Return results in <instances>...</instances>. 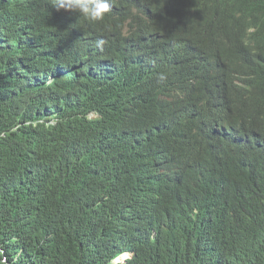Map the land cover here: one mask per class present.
<instances>
[{
	"label": "trees",
	"instance_id": "16d2710c",
	"mask_svg": "<svg viewBox=\"0 0 264 264\" xmlns=\"http://www.w3.org/2000/svg\"><path fill=\"white\" fill-rule=\"evenodd\" d=\"M46 1L0 0V264H109L121 252L132 254L124 264H264L260 132L240 107L205 130L177 101L172 134L154 115L193 72L219 63L239 105L264 99V0H163L146 24L131 0L116 43L104 38L117 18L91 24L53 5L43 12ZM193 35L217 40L222 56L182 48L165 63L161 40ZM101 53L112 63L98 64ZM92 111L102 119L90 122ZM262 118L264 104L248 120ZM173 169L189 183L169 195Z\"/></svg>",
	"mask_w": 264,
	"mask_h": 264
},
{
	"label": "clouds",
	"instance_id": "9594fccd",
	"mask_svg": "<svg viewBox=\"0 0 264 264\" xmlns=\"http://www.w3.org/2000/svg\"><path fill=\"white\" fill-rule=\"evenodd\" d=\"M113 1L114 0H53V7L58 12V15L81 16L91 24H103L105 22V15L115 9L120 3V0H116L115 2ZM157 4L158 3H155L151 7V18L158 17V13L154 12ZM142 9H144V12H141V14L145 16L144 6L142 7ZM125 28L126 31L129 30L130 27L128 23H126ZM186 28L188 29L189 25H187ZM161 42H164L163 44L164 46H166L165 63L167 60L169 61L179 49L182 48L186 51H198L211 56V54L216 53V44L219 43L217 40L214 41L213 39L205 35H193L192 40L185 39L172 42L161 40ZM104 43V40H99L97 41V46H101ZM222 51H224L223 47L220 49V56H222ZM220 56H218V58H220ZM221 66L222 63H219L217 67L212 70H200L193 72L192 74L194 76L191 79L181 85H178L179 87L176 90V94L171 93V97H164V103L159 106V108H157V110L154 112V115L157 116L158 120L160 121V125H162L161 131L163 133L172 134L175 132L176 123L172 124V122H174L175 120L168 113L167 107L171 106L177 101L180 102L181 100L185 101V106L181 104L183 112L187 116L192 117L195 120L196 124L200 128H203L205 130L210 129L212 126L213 129H215L220 126L229 125L233 120V113L231 112L236 107H240L242 109L238 112L246 115L249 124V116L261 109L262 104H264V99L260 100L252 96H241L247 98L245 99L247 103L239 105L238 100L231 92L226 66L223 67L219 73H216L215 71ZM158 79L163 81L166 79V77L161 74L158 76ZM193 81H197V83L193 85ZM213 85L218 89L219 86H221L222 95L219 100H217L218 93L215 92ZM188 86H190V94L183 96L185 95V90ZM241 86L243 85L241 84ZM124 93L125 90L120 93H116V98H124ZM221 104H224V106H221ZM224 109H226V111L224 112L223 117L228 115L229 113H231V115L221 123L223 119L221 113ZM86 117L90 122H95L102 119V114L97 111H92L88 113ZM213 119L214 121H212ZM45 121L48 126H55L59 122L56 117L46 118L44 122ZM248 127L260 132L264 151V119L262 118L260 121L253 120ZM176 171L177 169H173L166 175V178L164 179L162 186L164 187L166 193L171 179L173 176H175ZM175 178L176 179L173 181L174 187H172V192L169 195L180 193L189 183L182 172L179 175L176 174ZM198 214L199 212L195 210V215ZM131 259V253L121 252L118 254H114L109 261V264H124L126 260Z\"/></svg>",
	"mask_w": 264,
	"mask_h": 264
},
{
	"label": "bare ground",
	"instance_id": "6f19581e",
	"mask_svg": "<svg viewBox=\"0 0 264 264\" xmlns=\"http://www.w3.org/2000/svg\"><path fill=\"white\" fill-rule=\"evenodd\" d=\"M116 0H114L113 2H115ZM133 1V0H132ZM162 2L163 0H142V1H140L139 0V3H138V9H139V11L140 12H144V9H142V7L144 6V8H145V16H143V18H144V20L143 21H145V24L148 22V20L151 18L150 17V12H151V7L155 4V3H158V2ZM129 3H132L131 2V0H123V1H121L118 5H117V7L115 8V9H113L112 11H110L109 13H107L106 15H105V17H104V19H105V22H104V24H105V26H108L110 23H112V22H114V19L115 18H117L116 19V21L114 22V27H113V29H111V31H110V33H108V35L104 38V39H107L109 36H111V35H114V43H116L117 42V33H118V27H117V24L119 23V21L121 20V10L123 9V7H125V5L126 4H129ZM53 5V0H47L46 1V3H45V5H43V12L45 11V10H47L48 8H50L51 6ZM172 9H174V8H172ZM154 12L155 13H158V10H157V7H155V9H154ZM22 14H24V13H22ZM34 14V13H33ZM19 16H21V15H19ZM33 16H35V15H33ZM145 32V31H144ZM35 38V37H34ZM228 40V39H227ZM247 41V40H246ZM243 43V42H242ZM250 43V42H249ZM59 46V45H58ZM220 46V45H219ZM143 47V46H142ZM222 47V46H221ZM142 49V48H141ZM251 49V48H250ZM94 50V49H93ZM140 50V49H139ZM253 50V49H252ZM37 52V51H36ZM144 52V51H143ZM141 53H142V51H141ZM140 53V54H141ZM257 53V52H256ZM225 54V53H224ZM227 54V53H226ZM102 55H103V53H101V57H100V59H99V61L97 62L98 64H101V65H109V64H111L112 63V61L111 62H108V63H105L104 61H105V58L104 57H102ZM143 55H147V54H143ZM211 55H215V54H211ZM220 55V54H219ZM80 56V55H79ZM141 56V55H140ZM156 57V56H155ZM212 57V56H211ZM218 56L216 55V57L214 56V58H217ZM252 58V57H251ZM64 59V58H63ZM152 59H154V58H152ZM211 59V58H210ZM209 59V60H210ZM157 60H158V58H157ZM218 61H219V59H217ZM213 61V60H212ZM221 61V60H220ZM63 62H64V60H63ZM144 62V61H143ZM154 62V61H153ZM152 62V63H153ZM204 63V62H203ZM215 63V62H214ZM244 63V62H243ZM255 63H257V62H255ZM255 63L253 64V65H255ZM151 64V63H150ZM157 64V63H156ZM146 65V64H145ZM158 65V64H157ZM213 65H215V64H213ZM257 65V64H256ZM242 66V65H241ZM71 67V66H70ZM160 67V66H159ZM240 67V66H239ZM258 67V66H257ZM137 68V67H136ZM153 68V67H152ZM161 68V67H160ZM255 68V67H254ZM162 69V68H161ZM245 69V68H244ZM149 70V69H148ZM148 70H147V72H148ZM153 70V69H152ZM242 70V69H241ZM250 70V69H249ZM145 71V70H144ZM257 71V70H256ZM154 72V71H153ZM161 72V71H160ZM236 73V72H235ZM146 74H148V73H146ZM249 74V73H248ZM152 75V74H151ZM151 75L150 76H148V77H150L151 78ZM143 76V75H142ZM40 77V76H39ZM144 77H146V76H144ZM143 77V78H144ZM147 77V78H148ZM153 78V77H152ZM236 79H238L237 77H235ZM257 78V77H256ZM262 78V77H261ZM146 79V78H145ZM235 79V80H236ZM231 81V80H230ZM239 81V80H238ZM242 81V80H241ZM152 82V81H151ZM243 82V81H242ZM145 84V83H144ZM145 86V85H144ZM237 86V85H236ZM146 87V86H145ZM263 88H264V86H263ZM61 89V88H60ZM259 89H260V87H259ZM66 92V91H65ZM262 92V91H261ZM63 93H64V91H63ZM263 93V92H262ZM61 95V94H60ZM186 95H189V93H185V95H183V96H186ZM264 96V95H263ZM180 98V97H179ZM223 112L224 111H222V113H221V116H222V114H223ZM183 115V114H182ZM234 117V116H233ZM212 121H214V119L212 120ZM166 123V122H165ZM249 123L251 124V122L249 121ZM185 125V124H184ZM188 125V124H187ZM195 125V124H194ZM190 126H191V124H190ZM239 126V125H238ZM198 127V126H197ZM242 127H243V124H242ZM248 127V126H247ZM189 128V127H188ZM230 128V127H229ZM197 129V128H196ZM199 130V129H198ZM228 130V129H227ZM194 131V130H193ZM239 131H242V128H241V124H240V129H236V130H234V132L232 133V135H233V139L232 140H236L238 137H240L241 136V133L239 132ZM261 136V135H260ZM180 138V137H179ZM196 139V138H195ZM203 141V140H202ZM205 146V145H204ZM209 149H211V148H209ZM208 149V150H209ZM214 149V148H213ZM262 149V148H261ZM193 150V149H192ZM192 150L189 152V156L192 154ZM209 152V151H208ZM200 156V155H199ZM202 156H204V155H202ZM205 157H207V156H205ZM205 157H203V158H205ZM205 161V160H204ZM208 162V161H207ZM186 164V163H185ZM200 166H201V164H200ZM214 168V167H213ZM185 172V171H184ZM188 172V171H187ZM214 172V171H213ZM214 173H216V172H214ZM214 176V175H213ZM254 177V176H253ZM205 192V191H204ZM250 192V191H249ZM248 193V192H247ZM217 194H219V193H217ZM246 194V193H245ZM204 196V195H203ZM179 197V196H178ZM248 197V196H247ZM246 197V198H247ZM219 198V197H218ZM209 199H211V198H209ZM203 200V199H202ZM174 201V200H173ZM223 201H224V199H223ZM251 201V200H250ZM220 202V201H219ZM245 203V202H244ZM248 203V202H247ZM259 203V202H258ZM257 203V204H258ZM221 204V203H220ZM251 204H252V202H251ZM246 209V208H245ZM256 210V209H255ZM263 212V211H262ZM248 215V214H247Z\"/></svg>",
	"mask_w": 264,
	"mask_h": 264
},
{
	"label": "rangeland",
	"instance_id": "374dc122",
	"mask_svg": "<svg viewBox=\"0 0 264 264\" xmlns=\"http://www.w3.org/2000/svg\"><path fill=\"white\" fill-rule=\"evenodd\" d=\"M131 256H132V254H131ZM5 261H6V263L11 264L9 259L8 260L5 259Z\"/></svg>",
	"mask_w": 264,
	"mask_h": 264
}]
</instances>
